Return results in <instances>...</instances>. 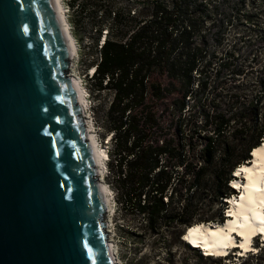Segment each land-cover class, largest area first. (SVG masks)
<instances>
[{"label": "trees", "instance_id": "16d2710c", "mask_svg": "<svg viewBox=\"0 0 264 264\" xmlns=\"http://www.w3.org/2000/svg\"><path fill=\"white\" fill-rule=\"evenodd\" d=\"M91 1L114 11L86 82L107 95L98 122L118 208L177 240L223 222L233 172L264 138V0ZM262 251L248 258L264 264Z\"/></svg>", "mask_w": 264, "mask_h": 264}, {"label": "water", "instance_id": "95a60500", "mask_svg": "<svg viewBox=\"0 0 264 264\" xmlns=\"http://www.w3.org/2000/svg\"><path fill=\"white\" fill-rule=\"evenodd\" d=\"M72 56L55 0H0V264H117Z\"/></svg>", "mask_w": 264, "mask_h": 264}, {"label": "bare ground", "instance_id": "6f19581e", "mask_svg": "<svg viewBox=\"0 0 264 264\" xmlns=\"http://www.w3.org/2000/svg\"><path fill=\"white\" fill-rule=\"evenodd\" d=\"M55 3L58 7L61 21L66 29L67 38L73 54L72 57L75 60L77 56L76 43L70 31L69 22L64 9L65 6L62 0H55ZM70 73L78 92L90 138L96 148V157L100 166L99 179L102 185L105 186V195L109 207L107 212L108 239L110 245H112V252L116 263L119 264L110 239L111 231L109 230V222L114 210V204L110 190L103 179L105 149L98 143L93 132V125L86 114L87 104L83 92L84 90L81 85V79L74 74L72 70ZM251 152L252 158L235 170L234 175L236 176L231 184L238 190V195L229 198V206L225 214L227 218L223 222H213L214 225L194 223L190 227H187L185 237L187 243L190 246L199 247L204 255L220 258L223 256L225 257L233 248H237L239 254H245L248 251L256 250V247L253 245L255 236H259L261 238L260 242L264 244V138L260 142V145L253 148ZM239 177L241 179H239Z\"/></svg>", "mask_w": 264, "mask_h": 264}, {"label": "rangeland", "instance_id": "374dc122", "mask_svg": "<svg viewBox=\"0 0 264 264\" xmlns=\"http://www.w3.org/2000/svg\"><path fill=\"white\" fill-rule=\"evenodd\" d=\"M68 23V22H67ZM69 27V26H68ZM245 26L231 27V32L243 31ZM75 41V40H74ZM76 45V44H75ZM77 50V47H76ZM77 57V56H76ZM73 58L72 66L70 67V72L76 74L81 79L82 89L84 90L86 99V114L88 119L93 125V132L98 140V143L105 149L104 161V181L107 184L114 204V210L112 216L110 217L109 230L110 239L114 247L115 254L118 259L119 264H211L208 260L198 256L196 251L190 250L186 246V232L184 233L183 240L175 239L172 234L164 232L163 235H151L147 233L142 226L144 221L142 216L133 215L129 213H124L118 208V202L116 200V189L114 186L113 173H109L107 167V147L109 146L107 142V137H102L101 127L99 125V117L102 113V107L99 103H105L107 101L106 92H102L101 97L98 100L95 98L94 94L91 92L85 78L83 77V71L80 68L78 60ZM239 179H241L239 177ZM236 193L230 197L238 195V190ZM229 201V198L227 199ZM229 206V202L227 207ZM227 210V208H226ZM226 214V212H225ZM226 216V215H225ZM227 218V216H226ZM108 221V216H107ZM190 226V225H189ZM108 229V228H107ZM259 237V236H255ZM261 238H254L253 245L256 250H251V253H255L264 244L260 242ZM263 252V251H262ZM264 252L261 254L263 255ZM203 255V254H202ZM235 253V250H231L227 256L220 258H214V263L219 261L223 264H260L256 262L255 259H249L248 253H245L243 257H239ZM221 263V264H222Z\"/></svg>", "mask_w": 264, "mask_h": 264}, {"label": "built area", "instance_id": "2783aa9c", "mask_svg": "<svg viewBox=\"0 0 264 264\" xmlns=\"http://www.w3.org/2000/svg\"><path fill=\"white\" fill-rule=\"evenodd\" d=\"M127 1H124V3H127ZM62 2L77 47L76 59L86 80V78L92 77L97 64L101 60V48L108 37L114 11L111 10L108 16L104 14L106 13L105 6L98 8V6H94L95 4L91 0H62ZM83 5L86 6L85 11H82ZM101 5H115L118 7L125 4L122 0H116L113 4L103 3ZM131 5L138 7L140 4L138 2ZM111 9H114L113 6ZM131 13L134 14V11L132 10ZM128 36L129 34L123 40H126Z\"/></svg>", "mask_w": 264, "mask_h": 264}]
</instances>
